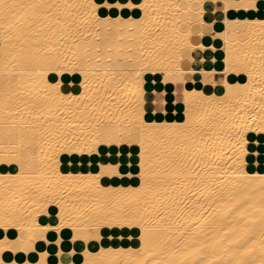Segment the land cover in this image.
Here are the masks:
<instances>
[{"label": "bare ground", "instance_id": "1", "mask_svg": "<svg viewBox=\"0 0 264 264\" xmlns=\"http://www.w3.org/2000/svg\"><path fill=\"white\" fill-rule=\"evenodd\" d=\"M242 1L244 5L238 7L237 0H44L97 7L85 9L86 15L77 18L78 23L83 21L80 32L65 29L36 37L48 50L43 58L9 65L17 73L16 98L7 107L5 40L0 30V260L4 264H167L169 260L180 264L183 257L173 255L171 244L216 247L217 255L224 256L227 242H216L229 230H234L230 238L235 239L254 226L257 235L248 258L259 264L264 14L231 16L230 11L264 10V3ZM204 2L209 3L208 25L217 20L223 25L219 40L203 29L198 32L200 39L193 41L194 31L181 28L182 22L194 25L195 19L206 25L201 18L204 9L183 7ZM249 3L257 6L248 8ZM145 4L147 9L142 7ZM112 19L118 21L115 48L103 34L111 31L107 21ZM240 21L245 24L244 38L238 36ZM125 22L135 34L134 43L130 42L134 52L127 53L135 72H128L126 78L124 72L94 73L97 56L101 69L124 67L119 60L128 49L121 43ZM71 35L93 58L92 64L84 65L87 84L83 72L68 70L82 54ZM196 54L199 62L220 66L209 70V79L202 77V70L183 67L186 61H195ZM58 82L60 88L54 90ZM169 90H179L181 100L167 102L164 96ZM157 102L163 106L155 108ZM189 111L192 119L182 133L188 137L187 148L171 147L169 141V153L162 152L170 129L184 124ZM109 119L116 126L115 140L101 142L102 136H110L103 134ZM129 120L159 126L140 138L146 151L142 152L137 137L123 139ZM177 152L179 156L167 163V155ZM247 154L250 157L245 159ZM133 157L138 158L137 170L132 168ZM21 160L24 172L18 176ZM93 197L119 210L93 214L89 211L96 206ZM245 199L251 208L243 206L229 214ZM241 211L246 212L243 219ZM209 260L215 264L214 257Z\"/></svg>", "mask_w": 264, "mask_h": 264}, {"label": "snow or ice", "instance_id": "2", "mask_svg": "<svg viewBox=\"0 0 264 264\" xmlns=\"http://www.w3.org/2000/svg\"><path fill=\"white\" fill-rule=\"evenodd\" d=\"M261 3H264V0H261ZM248 8L255 7L257 5L249 3L246 5ZM92 7L93 10L97 7L95 4L87 5L83 3H46L44 0H16V2H8V0H0V30L3 31L5 48H4V89H5V106L7 107L8 101L16 98V91L13 88V84L16 80L17 73L12 71L9 68V65L16 63H31L39 58H43L48 54L47 49H42L40 47L39 40H36V37H39L42 33L59 31L63 33L65 29L69 33L74 29L76 32L82 30L83 21L78 23L77 18L86 15L85 9ZM143 8L147 9L149 5H142ZM177 8L181 5H177ZM185 8L199 7L201 11L203 10L202 6L199 4L195 5H183ZM47 19V22H45ZM111 23V21H107ZM200 24H203V21L200 20ZM261 27H264V21L261 22ZM202 34V33H201ZM79 48L82 49V54L76 55V63L73 67L68 69L69 71H81L85 76V84H87L88 71L85 70V64H92L93 58L88 55L87 48L83 45H79L75 35L70 37ZM47 39V36H45ZM264 48V44L261 45ZM75 51V49H74ZM261 57L264 58V51L261 52ZM96 63L92 64V71L94 73L107 76L109 73L115 74L117 72H124L125 78L127 77L128 72H135L134 67H120V66H105L104 68L98 67L99 65V56L96 58ZM131 59V58H130ZM111 60V57H109ZM240 71H247L246 68L239 69ZM261 71L264 72V64L261 65ZM136 75H139V72H136ZM249 77L251 78V72H249ZM111 79V77H109ZM54 90L60 88L59 82L52 86ZM264 92V89L261 90ZM17 113L19 109L17 108ZM192 119V113L189 111L188 120L185 121L182 125H174L169 131L168 136L165 137L163 143L161 144V151L169 153V141H171V147L180 148L181 146L187 148L188 137L182 135L184 130L189 126V121ZM6 127H8L6 125ZM168 127V126H164ZM159 126L154 124H148L145 121L129 120L127 126H124L123 131L129 139L132 137H137L138 142L140 143L142 152L146 151L144 148V140L140 139L141 137H146L149 134H152L154 131H158ZM116 133V126L112 124L111 119L105 124L103 128V134L112 135ZM175 133V135H173ZM20 147H23L22 145ZM173 156H179V153H170L166 157L167 163L173 162ZM20 173L17 175H22L24 172V161H20ZM10 179L12 177H9ZM264 179V178H262ZM259 190L264 192V184L259 186ZM111 191V190H109ZM96 201V206L92 209H89L90 212L96 215H102L105 212L111 213L112 211H118L111 202L104 201L101 202L96 197H93ZM247 206L251 208L248 200L238 201L237 204L231 209V212H237L241 207ZM259 216V225L258 232L261 236L259 241L261 246V255L259 259V264H264V202L260 209ZM246 212H240V218L243 219ZM99 227V225H97ZM234 235V230H229L228 234L222 237L217 241V245L224 244L227 242V247L223 249L224 256H227V259H224V256L217 255V248L210 247L205 245H200L197 247L194 243L188 244L185 242H180L178 244H171L170 249L173 255L182 256L180 264H213V261L209 260V257L215 258V264H254L255 258L249 259L248 253L252 251L249 247L250 244L255 243V237L257 235V227L254 226L246 231L244 234L236 237L235 239L230 238ZM7 243V241H5ZM191 249V251H189ZM0 264H4L0 260ZM15 264V261L12 262ZM167 264H174L173 260H169Z\"/></svg>", "mask_w": 264, "mask_h": 264}, {"label": "crops", "instance_id": "3", "mask_svg": "<svg viewBox=\"0 0 264 264\" xmlns=\"http://www.w3.org/2000/svg\"><path fill=\"white\" fill-rule=\"evenodd\" d=\"M196 4H198V3H196ZM200 5L204 9V12L201 14V18L206 22V25L202 26L199 23V21L197 19H195L194 25H190V24H187L185 22H182V24H181L182 30H193L194 31V34L192 36L193 41H198L200 39V37L198 35V32L200 30H203V29L205 30V34L206 35L209 36V34H210L211 36H214L215 38H217L219 40L221 38V36H222V26L223 25H222L221 21L217 20V21L213 22L211 24V26H209L208 24H209V22H211V15L208 13L209 3L208 2H204V3H201ZM234 5L238 6V7H242L244 5V3L236 2V3H234ZM195 8H197V7H195ZM261 8H263V7H261ZM196 10H198V9H196ZM245 14H248V15H263L264 14V10H262V9H259V10H255V9H249V10L237 9V10H231L230 11V15L231 16H236V15H241L242 16V15H245ZM193 16L197 17L195 13H193ZM110 26H111V23H110ZM115 27L111 26V31L110 32L103 33L105 37H108L107 43L109 44V46L111 48H115L117 46V43H118L117 42L118 32L115 30ZM236 27H238L240 29V33L238 34L239 38H244L246 36L244 22L240 21L238 24H236ZM199 54H196L195 61H193V62L186 61L183 64V67L185 69H187V70H190V69L202 70L203 71L202 72L203 73L202 77L205 78V79H209V73H208L209 70L211 68H214V67L218 68L220 66L215 64V63H213V62H210V61L209 62H205V63L199 62L198 61ZM219 77L220 76L218 75L217 78H219ZM220 90H221L220 87H216V91L217 92L220 91ZM178 92H180V91L179 90H177V91L169 90L168 93L164 96L165 100L167 102H169L170 104L177 103L178 101L181 100V96L179 95ZM158 100L160 101V98ZM162 104L163 103L157 102L156 105H154V107L157 108V109L161 108L163 106ZM169 108L173 109V107H169ZM134 138L135 137H132L131 140H130L129 137L126 134H123V139L124 140L133 141ZM100 140H101V142H104V140H105V141H109V142L113 143L114 140H115V137L112 134V135L108 136L107 139L102 136L100 138ZM132 159H133L131 161L132 168H134L136 170L137 169L138 158L137 157H133ZM123 160H121L123 163L127 162L125 159H123ZM132 168H131V170L135 171Z\"/></svg>", "mask_w": 264, "mask_h": 264}, {"label": "rangeland", "instance_id": "4", "mask_svg": "<svg viewBox=\"0 0 264 264\" xmlns=\"http://www.w3.org/2000/svg\"><path fill=\"white\" fill-rule=\"evenodd\" d=\"M240 1L243 3L242 0H237V2H240ZM117 24H118V21L115 20V19H112L111 26L115 27ZM122 27L123 28L121 30V36H122L123 39L121 40V43H122V45L125 48L131 49V51L126 49V53H125L126 55H124L125 56L124 58H121L119 60V63H121L124 66L130 67V63L127 62V58H128V55L130 53L134 52V49L132 48V46H133L132 44L134 43V38L133 37L135 36V34H134L133 30L129 29V26H128V24L126 22H125V24L122 25ZM129 39H131V40H129ZM127 53H128V55H127ZM126 147H128V146L126 145ZM248 147H249L250 150H253V148H255V146H248ZM259 156H261V157L263 156L262 158H264V148H263V146L261 147V153H259ZM249 157H250V154H247V156H245V159H248ZM137 169H138V167H137ZM169 169L172 170V168H170V167H169ZM169 169H167L168 171H170L169 173L167 171H165V170H164L165 171L164 173L167 172L168 175L171 174V170H169ZM166 177H167V175H166ZM168 178H169V176H168Z\"/></svg>", "mask_w": 264, "mask_h": 264}]
</instances>
